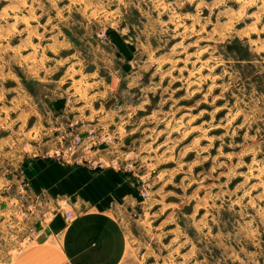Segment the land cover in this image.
Instances as JSON below:
<instances>
[{
    "label": "rangeland",
    "instance_id": "374dc122",
    "mask_svg": "<svg viewBox=\"0 0 264 264\" xmlns=\"http://www.w3.org/2000/svg\"><path fill=\"white\" fill-rule=\"evenodd\" d=\"M69 30L110 49L119 96L90 121L99 130L72 118L54 155L67 133L83 141L69 163L94 146L96 168L135 179L140 203L122 217L129 260L264 264V0H0V61ZM2 169L15 182L0 183L10 264L52 213L42 206L61 204Z\"/></svg>",
    "mask_w": 264,
    "mask_h": 264
},
{
    "label": "crops",
    "instance_id": "0c3cea01",
    "mask_svg": "<svg viewBox=\"0 0 264 264\" xmlns=\"http://www.w3.org/2000/svg\"><path fill=\"white\" fill-rule=\"evenodd\" d=\"M67 32L0 61V183L14 182L3 174L6 163L14 173L21 170L33 194L61 204L42 206L52 213L10 264H136L122 219L140 203L135 179L113 167L96 168L100 156L92 145L70 163L47 156L57 151V132L70 129L72 118L77 130H97L90 121L102 101L119 96L111 93L121 68L113 66L110 49L86 46ZM67 212L75 218L67 219Z\"/></svg>",
    "mask_w": 264,
    "mask_h": 264
},
{
    "label": "built area",
    "instance_id": "2783aa9c",
    "mask_svg": "<svg viewBox=\"0 0 264 264\" xmlns=\"http://www.w3.org/2000/svg\"><path fill=\"white\" fill-rule=\"evenodd\" d=\"M92 131H95V130H92ZM70 137H74V136H70V135H67V133L65 135L62 136L63 138V141L66 142V145L64 147V149L57 153V154H49L47 156H49L50 158H57V159H60V160H63L65 162H69L70 160H72V156H73V153L76 152V148H80L82 145H83V141L79 138V137H75V138H70ZM104 138H107L109 139V135H105ZM102 138V140L104 139ZM72 153H70V152ZM103 164V163H102ZM113 164L114 165H117V161H113ZM100 167H103L101 165H99ZM147 186H149V184H146ZM145 192V189L144 191ZM66 218L69 219V220H73L75 218L74 214L72 212H67L66 213Z\"/></svg>",
    "mask_w": 264,
    "mask_h": 264
}]
</instances>
